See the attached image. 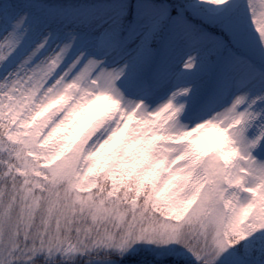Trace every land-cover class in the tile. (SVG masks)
I'll return each instance as SVG.
<instances>
[{
  "label": "snow or ice",
  "instance_id": "6c2138e0",
  "mask_svg": "<svg viewBox=\"0 0 264 264\" xmlns=\"http://www.w3.org/2000/svg\"><path fill=\"white\" fill-rule=\"evenodd\" d=\"M0 264H264V0H0Z\"/></svg>",
  "mask_w": 264,
  "mask_h": 264
}]
</instances>
